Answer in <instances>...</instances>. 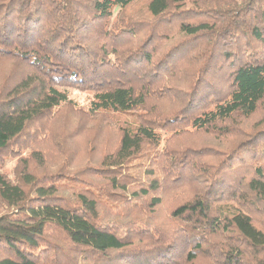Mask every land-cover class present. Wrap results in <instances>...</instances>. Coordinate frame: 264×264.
Returning a JSON list of instances; mask_svg holds the SVG:
<instances>
[{
  "label": "trees",
  "instance_id": "trees-1",
  "mask_svg": "<svg viewBox=\"0 0 264 264\" xmlns=\"http://www.w3.org/2000/svg\"><path fill=\"white\" fill-rule=\"evenodd\" d=\"M262 110L264 0H0V264H264Z\"/></svg>",
  "mask_w": 264,
  "mask_h": 264
},
{
  "label": "rangeland",
  "instance_id": "rangeland-1",
  "mask_svg": "<svg viewBox=\"0 0 264 264\" xmlns=\"http://www.w3.org/2000/svg\"><path fill=\"white\" fill-rule=\"evenodd\" d=\"M2 67H3L2 75L6 74V72H8L10 68L12 69L11 64H6ZM66 90H67V93L69 95V98L74 101L75 105L78 108L84 107L86 109L89 107L90 102L92 100V93L90 91H88V90L80 91V90L73 89V88H66ZM263 116H264V110L259 112L257 115H253L249 119L238 120L235 127L240 128L243 131V133L251 132L252 129L255 128V126H254L255 123L259 122L263 118ZM110 132L115 133L116 129L113 128ZM192 139L198 141L199 143H204L205 145L210 144V143L213 145L215 143L213 141L214 135L212 133L211 134L210 133H208V134L200 133V134H197L196 136L192 137ZM95 156H97V155H94V157ZM14 164H15V160H9L6 164L5 170L11 174V171L13 169Z\"/></svg>",
  "mask_w": 264,
  "mask_h": 264
}]
</instances>
